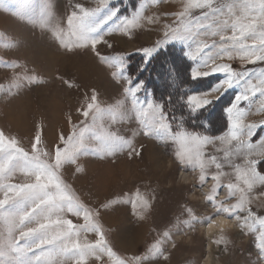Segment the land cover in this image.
<instances>
[{"label": "rangeland", "instance_id": "1", "mask_svg": "<svg viewBox=\"0 0 264 264\" xmlns=\"http://www.w3.org/2000/svg\"><path fill=\"white\" fill-rule=\"evenodd\" d=\"M113 3L121 7V14H127L137 0ZM94 6V0H0V143L11 141L26 155L55 168L57 156L64 153L70 140L76 141L71 162L56 170L97 226L98 231L87 234L88 242L101 243L102 234L104 251L97 250L88 264H206L207 239L201 226L213 216L233 220L235 229L214 236L215 263L211 264H264L254 235L242 232L239 222L221 210L235 200H229L221 188L216 196L221 207L210 203L211 180L201 184L199 171L178 163L171 144L135 132L138 125L134 120L118 125L105 120L103 129L130 141L108 152L96 138L101 125L97 122L92 127L98 109L120 100L125 86L113 78L114 69L97 53L131 56L134 70L142 60L138 49L163 38L162 25L173 21L162 14L179 11L178 0L150 8L148 14H161L160 24L145 25L131 39L120 34L106 36L111 48L103 43L93 47L78 36L83 10ZM182 51L180 44L169 45L164 51L179 58L175 67L184 87L174 93L177 97L192 88L185 83L192 62ZM230 63L241 68L239 60ZM142 78L147 83L141 97L154 93L160 100L146 72ZM219 78L210 77L208 82ZM235 93V89L226 93L198 122L186 121L188 128L209 136L223 134L227 125L223 109ZM172 111L180 116L178 99ZM248 122L264 123V114H252ZM262 135L264 128L252 137L253 142ZM206 152L220 155L211 145ZM252 159H260L258 168L264 172V155ZM181 172L189 176L186 185L179 181ZM12 182L31 183L33 178L17 174ZM249 196L253 211L264 216V187L255 188ZM67 218L83 223L71 214Z\"/></svg>", "mask_w": 264, "mask_h": 264}, {"label": "snow or ice", "instance_id": "2", "mask_svg": "<svg viewBox=\"0 0 264 264\" xmlns=\"http://www.w3.org/2000/svg\"><path fill=\"white\" fill-rule=\"evenodd\" d=\"M167 2L137 0L127 14H121V7L113 0H94L95 6L84 9L79 18L78 36L93 47L103 43L111 48L106 36L120 34L131 39L145 25L160 24L161 14L148 12ZM178 3L179 11L162 14L173 21L162 25L163 38L151 47L138 49L142 60L134 70L129 63L131 56L117 53L105 57L97 53L114 69L113 78L125 86L120 100L98 109L92 127L99 122L101 128L97 130L99 134H94L103 149L115 151L130 141L103 129V122L118 125L134 120L138 125L135 132L171 144L178 163L199 171L201 184L211 180L210 203L221 207L216 204L221 188L229 200H235L231 207L221 210L239 222L242 232L254 235L255 247L264 259V216L253 211L249 196L255 188L264 187V172L258 168L260 159H252L264 155V135L252 140L264 123L248 122L250 115L264 114V67H246L264 64V0ZM172 44H180L183 57L192 62L185 82L192 88L177 97L182 109L179 117L172 111L178 76L174 64L169 68L162 63V70L156 73L164 89L162 100H157L154 93L141 97L147 83L143 74ZM235 60L240 61L239 70L230 63ZM213 76L220 78L209 83L208 78ZM233 89L236 93L223 109L227 121L223 134L209 136L188 128L186 121L198 122L204 112ZM210 145L220 155L207 153ZM76 146V141L70 140L64 153L57 156L54 168L26 155L11 141L0 143V264H88L97 250L104 251L102 234L101 243L86 239L88 233L98 231L97 226L56 170L71 162ZM17 174L30 176L33 182H12ZM68 214L83 223H73Z\"/></svg>", "mask_w": 264, "mask_h": 264}, {"label": "trees", "instance_id": "3", "mask_svg": "<svg viewBox=\"0 0 264 264\" xmlns=\"http://www.w3.org/2000/svg\"><path fill=\"white\" fill-rule=\"evenodd\" d=\"M178 61H179V58L176 56V54L174 52L163 53L162 56H158L156 59H154L151 62L150 66L148 68V71H146V78L151 79V82L153 84H155L153 89H154V92L157 93V95H156L157 98H159L160 100H162L164 89H163V87L159 86L158 81H160V80L157 79L156 73L160 72L162 70L161 69L162 63H166L167 66L169 68H171V67H173V64L176 66ZM153 70H155V71H153ZM178 77H182L180 73L178 74L177 79H176V87L178 90H180L181 89L180 85L182 83ZM173 99L175 101L178 99L176 94H174ZM163 100H165V102L167 103L166 98H163Z\"/></svg>", "mask_w": 264, "mask_h": 264}, {"label": "bare ground", "instance_id": "4", "mask_svg": "<svg viewBox=\"0 0 264 264\" xmlns=\"http://www.w3.org/2000/svg\"><path fill=\"white\" fill-rule=\"evenodd\" d=\"M189 179V176L184 173L181 172L179 175V181H181L183 184L185 183L186 185V180ZM189 183V182H188ZM182 184V185H183ZM210 184V183H208ZM198 191V190H197ZM221 220V221H226L227 222V226L225 224H220L217 225L216 221ZM234 221L233 220H229L227 218H224L222 216H213L212 220L209 223L204 224L203 226H201L203 235H205L206 239H207V256L205 259V262H207L210 258L211 263L214 262L212 259V249L214 248L212 246V239L214 238V236H218L220 234L221 231H226V230H234L235 226L233 225ZM215 263V262H214Z\"/></svg>", "mask_w": 264, "mask_h": 264}, {"label": "clouds", "instance_id": "5", "mask_svg": "<svg viewBox=\"0 0 264 264\" xmlns=\"http://www.w3.org/2000/svg\"><path fill=\"white\" fill-rule=\"evenodd\" d=\"M216 224H217V225L225 224V225L227 226V222H226V221H221V220L216 221ZM206 264H211L210 258H209V260L206 262Z\"/></svg>", "mask_w": 264, "mask_h": 264}]
</instances>
